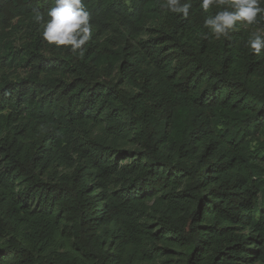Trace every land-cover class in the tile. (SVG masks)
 Listing matches in <instances>:
<instances>
[{
  "label": "trees",
  "instance_id": "16d2710c",
  "mask_svg": "<svg viewBox=\"0 0 264 264\" xmlns=\"http://www.w3.org/2000/svg\"><path fill=\"white\" fill-rule=\"evenodd\" d=\"M83 3L74 54L55 0H0V264H264V15Z\"/></svg>",
  "mask_w": 264,
  "mask_h": 264
},
{
  "label": "clouds",
  "instance_id": "9594fccd",
  "mask_svg": "<svg viewBox=\"0 0 264 264\" xmlns=\"http://www.w3.org/2000/svg\"><path fill=\"white\" fill-rule=\"evenodd\" d=\"M262 3L264 0H200V7L205 12L214 5L224 6L214 16L205 18L204 27L216 39L228 38L238 22L257 24L258 16L264 15V7L260 6ZM162 6L187 18L191 3L163 0ZM47 15L50 19L42 24V39L57 48L66 46L74 54L82 51L92 35L90 13L85 9L83 0H55V6L48 10ZM36 20L42 21L43 16L38 13ZM247 47L257 56L264 51V29L251 34Z\"/></svg>",
  "mask_w": 264,
  "mask_h": 264
}]
</instances>
